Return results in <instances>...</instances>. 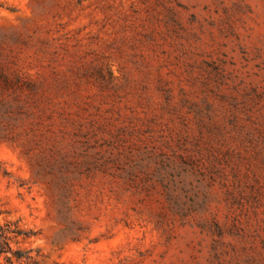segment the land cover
<instances>
[{
    "label": "rangeland",
    "instance_id": "obj_1",
    "mask_svg": "<svg viewBox=\"0 0 264 264\" xmlns=\"http://www.w3.org/2000/svg\"><path fill=\"white\" fill-rule=\"evenodd\" d=\"M0 234L264 264V0H0Z\"/></svg>",
    "mask_w": 264,
    "mask_h": 264
},
{
    "label": "trees",
    "instance_id": "obj_2",
    "mask_svg": "<svg viewBox=\"0 0 264 264\" xmlns=\"http://www.w3.org/2000/svg\"><path fill=\"white\" fill-rule=\"evenodd\" d=\"M1 264H37L36 259L29 253L20 249L12 250L5 234H0V258Z\"/></svg>",
    "mask_w": 264,
    "mask_h": 264
}]
</instances>
